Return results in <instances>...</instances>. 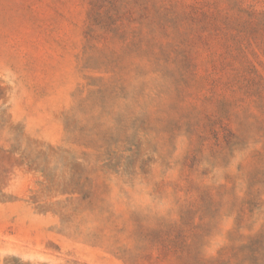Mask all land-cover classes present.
Listing matches in <instances>:
<instances>
[{
    "label": "rangeland",
    "instance_id": "rangeland-1",
    "mask_svg": "<svg viewBox=\"0 0 264 264\" xmlns=\"http://www.w3.org/2000/svg\"><path fill=\"white\" fill-rule=\"evenodd\" d=\"M0 264H264V0H0Z\"/></svg>",
    "mask_w": 264,
    "mask_h": 264
}]
</instances>
